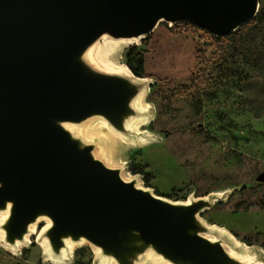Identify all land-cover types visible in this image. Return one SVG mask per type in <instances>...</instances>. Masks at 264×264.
Here are the masks:
<instances>
[{
	"label": "rangeland",
	"instance_id": "374dc122",
	"mask_svg": "<svg viewBox=\"0 0 264 264\" xmlns=\"http://www.w3.org/2000/svg\"><path fill=\"white\" fill-rule=\"evenodd\" d=\"M210 1L230 11L241 6V16H247L257 0H207L208 5ZM259 4L261 18L223 36L220 44L214 42L211 31L189 21L161 22L149 43L136 44L144 76L153 79L148 101L155 119L142 128L150 130L155 141L133 144L108 128L97 129L93 138L86 137V127L78 126L76 132L86 138L79 150L105 169L130 179L134 176L156 194L173 200L192 196L194 210L198 204L206 205L199 217L226 228L256 250L258 261L264 263V181L258 180L264 173V0ZM132 45L121 54L125 64ZM51 109L67 116L79 113L72 105ZM111 122L118 130L120 125ZM22 221L20 217L9 227V238L20 235ZM160 225L169 226L162 221ZM188 226L183 222L179 228ZM119 227L117 223L106 232H112V240L116 237L121 244ZM61 232L52 233L56 247L63 245ZM95 234V241L105 246ZM221 242L230 249L226 238ZM23 243L15 251L0 239V264H48L36 236L29 246ZM194 245L206 251L198 255L192 250L186 256L200 259V264H214L207 250L223 251L220 244ZM71 264H100V260L88 243L75 251Z\"/></svg>",
	"mask_w": 264,
	"mask_h": 264
},
{
	"label": "water",
	"instance_id": "95a60500",
	"mask_svg": "<svg viewBox=\"0 0 264 264\" xmlns=\"http://www.w3.org/2000/svg\"><path fill=\"white\" fill-rule=\"evenodd\" d=\"M214 2L208 5L207 0H0V174L5 165L15 178L11 194L20 193L25 203L22 227L30 206L35 202L49 203L44 197L45 189L32 187L23 171L32 163L41 182L61 200L57 219L67 209L73 215L81 212L92 236L96 232L91 224L93 218L104 235L111 236L113 233L106 231L120 223V227L137 229L146 242L164 243L175 255L186 259L192 250L198 255L204 252L194 243L212 246L202 237L188 236L186 228H179L180 223L189 224V218L197 211L194 206L177 224L172 223L127 191L98 162L72 146L63 132L43 119L42 110L56 113L51 108H60L57 104L45 107L44 103L50 99L86 98L95 91L111 93L120 86L110 79L72 72L56 52L63 46V36L75 34L79 39L90 40L104 31L116 37L148 31V36L161 17L162 22L168 23L189 21L219 36L238 30L259 13L256 7L259 0L253 3L252 13L247 16H241L244 12L241 6L235 5L230 11L215 6L220 4ZM235 24L238 26L233 29ZM37 65L56 70L53 96L41 92L43 83L35 87L25 82ZM67 78L79 80L74 89L61 85ZM11 149L24 161L13 158ZM258 180L264 181V173ZM103 219L115 222L107 224ZM160 221L169 226L162 227ZM207 251L214 264H221L211 257V250Z\"/></svg>",
	"mask_w": 264,
	"mask_h": 264
},
{
	"label": "bare ground",
	"instance_id": "6f19581e",
	"mask_svg": "<svg viewBox=\"0 0 264 264\" xmlns=\"http://www.w3.org/2000/svg\"><path fill=\"white\" fill-rule=\"evenodd\" d=\"M260 7L257 3L256 7ZM164 18L158 19L154 25L155 32ZM237 24L233 29L237 28ZM152 32V33H153ZM148 31H141L130 36L116 37L109 31H104L98 36L83 40L77 38L75 34L61 38V49L56 52L59 57L67 63L68 68L77 74L110 79L119 83V87L111 92L95 91L89 97L69 96L61 100H47L46 106L57 104L61 106L72 104L75 106L76 115H63L47 110H42V117L45 121L53 125L57 130L64 133L68 142L72 146L85 145L86 138L76 132L78 126L86 127V137L93 138L102 128L109 129L115 134H119L125 141L133 144L152 143L155 141L150 130L142 127L149 126L155 119L152 112L153 105L148 101L150 92V77H140L133 73L122 60L121 54L132 44H140L146 37ZM56 70L51 67L37 65L31 70L25 82L35 87L40 83L44 84L41 92L53 96L55 93L52 79ZM77 78H67L62 81L63 87L74 89L78 83ZM46 109V108H45ZM84 111L81 112V111ZM111 121L119 124V129L111 125ZM98 129V130H97ZM103 135L109 136L103 131ZM110 149V148H109ZM80 151V150H79ZM11 156L24 161L14 149H11ZM24 173L30 180L32 187H42L49 203L38 202L29 207L28 217L24 221L20 235L14 234L13 239L9 238V227L13 222L19 220L25 203L21 201V194H11L15 184V178L9 173L4 165L3 173L0 174V239L9 244L10 248L20 251L23 242L27 245L32 243V237L36 236L39 245L43 248L47 257L46 263L71 264L74 253L77 249L86 244L93 246L100 264H200V259L183 258L174 255L164 243L146 242L140 236L137 229L121 226L117 229L120 243L113 241V235L107 236L100 232L95 219H91V224L96 231L98 239L104 240L107 244L100 246L90 234V228L84 223V214L77 212L72 214L68 209L60 220L56 217V210L60 209L61 200L54 196L53 190L46 187L40 176L31 163L28 168H23ZM115 177L130 191L136 198L140 199L147 207L160 211L172 223L178 221L195 205L191 196L185 200H173L156 194L152 188L144 185L138 178H126L121 172L114 173L105 170ZM208 197L204 201H208ZM218 200L215 198L214 201ZM207 208L206 205H199L189 218V227L185 232L193 238L202 237L212 246L222 245L223 251L211 249V257L221 264H264L258 261L259 255L251 246L235 238L224 227L209 224L199 217ZM104 223L112 224L115 220L103 219ZM44 224L42 228L40 225ZM78 225V226H76ZM62 229L60 239L63 245L56 247L52 233ZM230 244V249H226L221 242L224 239ZM24 246V247H25ZM168 249V253L162 250ZM166 251V250H165ZM53 260V261H48Z\"/></svg>",
	"mask_w": 264,
	"mask_h": 264
},
{
	"label": "trees",
	"instance_id": "16d2710c",
	"mask_svg": "<svg viewBox=\"0 0 264 264\" xmlns=\"http://www.w3.org/2000/svg\"><path fill=\"white\" fill-rule=\"evenodd\" d=\"M259 16V17H258ZM262 16V13H258L256 15V17H254L253 19L255 20L257 17L260 19ZM252 20V19H251ZM247 22H250L247 21ZM246 22V23H247ZM245 24V23H244ZM243 24V25H244ZM242 25V26H243ZM241 26V27H242ZM240 27V28H241ZM239 28V29H240ZM238 29V30H239ZM237 31V30H236ZM234 31V32H236ZM232 32V33H234ZM231 34V33H230ZM228 35V34H227ZM223 36H226V35H219V36H213V39H214V42L220 44L221 42V39L223 38ZM152 39V34H149L144 40L143 42L145 44L149 43L150 40ZM126 58H127V64L129 65V67L131 68V70L133 71V73L137 76H140V77H143L144 76V61L142 59V56H141V52L139 50V47L138 45L134 44L132 45V47L129 49V51L127 52L126 54ZM145 77H152V76H145Z\"/></svg>",
	"mask_w": 264,
	"mask_h": 264
}]
</instances>
